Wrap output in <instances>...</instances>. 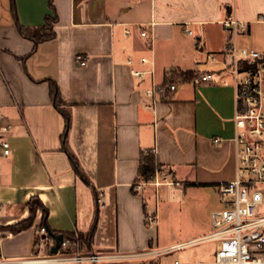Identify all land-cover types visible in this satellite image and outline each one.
Wrapping results in <instances>:
<instances>
[{"label": "crops", "instance_id": "1", "mask_svg": "<svg viewBox=\"0 0 264 264\" xmlns=\"http://www.w3.org/2000/svg\"><path fill=\"white\" fill-rule=\"evenodd\" d=\"M14 12L24 26L55 13V35L33 49ZM14 12L0 0V110L12 125L11 153L0 155V226L25 219L33 197L48 212L43 220L37 209L21 231H0L2 257L35 255L41 225L75 233L94 225L90 251L155 247L146 215L157 212L150 187L159 186H134L142 150L170 167L176 184L217 188L235 176L229 44L264 55V0H14ZM231 17L245 28H225ZM186 70L195 76L176 78ZM205 72L211 77L201 80ZM48 79L68 105L66 141L83 175L62 147L64 118ZM165 81L175 89L152 103L145 90ZM217 205L211 211L222 198Z\"/></svg>", "mask_w": 264, "mask_h": 264}, {"label": "built area", "instance_id": "2", "mask_svg": "<svg viewBox=\"0 0 264 264\" xmlns=\"http://www.w3.org/2000/svg\"><path fill=\"white\" fill-rule=\"evenodd\" d=\"M222 24L232 33L246 26L245 21L235 17L224 19ZM141 35H146V32L141 31ZM229 52L231 61L228 68L233 77L236 104L233 135L236 171L231 180L217 186L218 192L223 196V206L210 212V232L160 248L91 251L85 254L65 251L68 240L61 239L57 251L52 253L50 247L54 244V239L47 234L46 227L41 225L39 234L43 238L40 244L46 246L47 252L21 258H4L0 254V264H144L146 261H150L149 264H161L155 261L161 255L210 240L216 241L214 258L197 264H264V213L254 212V208L264 200V189L261 187L264 183V55L253 47L238 46L234 41L229 44ZM209 58L213 59L212 55ZM75 60L79 65H84L86 56L77 53ZM141 61L147 62L148 59L141 57ZM244 61L255 62V67L247 68ZM147 71L153 72V69ZM131 72L141 76L146 70L132 69ZM210 77L209 72L199 75L201 80ZM175 87L174 82L152 84L145 93L154 103L160 94L174 90ZM11 128V123L0 110V155L4 157L11 153L8 136ZM161 179L156 174L151 183L156 187L162 182L170 183L163 177ZM140 185L141 183H137L136 187ZM147 220L156 223L157 212L149 213ZM173 264H179V261L175 259Z\"/></svg>", "mask_w": 264, "mask_h": 264}, {"label": "rangeland", "instance_id": "3", "mask_svg": "<svg viewBox=\"0 0 264 264\" xmlns=\"http://www.w3.org/2000/svg\"><path fill=\"white\" fill-rule=\"evenodd\" d=\"M190 29L193 30V27H190ZM156 174L160 179L163 177V179L168 180L170 186L162 182L156 191H154V186L153 188L150 187L152 190L150 209L155 210L157 208V222L151 224L155 231L154 246L158 248L165 247L210 232L212 230L211 209L214 205L220 207L217 203L223 198L217 188L192 186L183 183L176 184L173 175L167 169L156 170ZM148 182L146 181V183ZM137 183L139 182H135L134 186ZM261 187L264 189V183L261 184ZM99 204L101 205V203ZM254 212L264 213V200L261 205L254 208ZM147 222L150 223L148 220ZM5 227L6 225L0 226V231H7ZM74 236H77V234H74ZM215 247V240L197 242L161 255L155 261L161 264H173V261L177 259L179 264H197L200 261L212 260ZM35 249L36 254L47 252L44 244L40 248L37 244ZM74 252L85 254L91 251L82 247ZM149 262L146 261L144 264H149Z\"/></svg>", "mask_w": 264, "mask_h": 264}, {"label": "trees", "instance_id": "4", "mask_svg": "<svg viewBox=\"0 0 264 264\" xmlns=\"http://www.w3.org/2000/svg\"><path fill=\"white\" fill-rule=\"evenodd\" d=\"M11 9L14 12V0H10ZM14 14V21L16 24L17 29L19 32L29 38L33 41L34 47H36L37 43L41 40L52 38L55 35L54 31V22L57 20V16L55 13L52 15H46L44 18V23L37 26H24L19 23L15 12ZM195 76V73L192 70H186V71H179L177 73L176 78L180 79H190ZM49 82V94L51 101L53 105L61 112L64 118V128L61 133V143L63 149L67 152V155L69 157V160L71 162L72 167L79 173L82 174L79 169L78 161L74 155V153L68 148L67 145V133L70 127L71 122V116L68 109L67 103L62 99L61 94L59 92V88L56 84V82L53 79H48ZM168 81H165L167 83ZM162 96H166V94L162 93ZM167 169L170 174H172V170L170 167L160 164L156 161L154 152L152 150H142L139 156V164L137 169V176L135 178V182H146L151 181L154 178L156 170H163ZM83 175V174H82ZM28 209H29V215L16 223L6 225L5 229L10 232H18L25 228H28L32 225L35 213L37 209L42 210V216L43 220H45L46 214L48 212L47 207L40 201L37 197H33L30 199L28 203ZM146 215V212H145ZM94 231V225L86 232L78 231L75 233L74 231H52L49 230L47 233L48 235L61 233L62 239H67L68 243L66 244L64 250L67 252H74L78 248L81 249L82 247H85L86 250L90 251L91 249V241H92V235ZM74 234H77V236H74ZM41 238H43V235L40 234L37 237L36 245L40 242Z\"/></svg>", "mask_w": 264, "mask_h": 264}, {"label": "water", "instance_id": "5", "mask_svg": "<svg viewBox=\"0 0 264 264\" xmlns=\"http://www.w3.org/2000/svg\"><path fill=\"white\" fill-rule=\"evenodd\" d=\"M255 64H256L255 62L250 63V62L244 61V65L247 68L255 67ZM48 232H49V230H48ZM52 237L54 239V244L50 247V252L54 253L57 251V249L59 247L60 241L62 239V235H61V233H56V234H52ZM114 264H141V263H114Z\"/></svg>", "mask_w": 264, "mask_h": 264}]
</instances>
